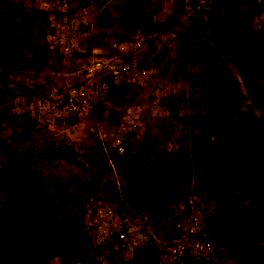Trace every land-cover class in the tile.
<instances>
[{"label":"rangeland","instance_id":"374dc122","mask_svg":"<svg viewBox=\"0 0 264 264\" xmlns=\"http://www.w3.org/2000/svg\"><path fill=\"white\" fill-rule=\"evenodd\" d=\"M175 1L186 11L193 3ZM226 1L224 34L233 40L230 50L250 55L252 40H264V0ZM14 5L35 18L29 28L14 31L16 56L26 54L29 61L0 70V139L23 154L22 173L40 191L54 197L57 191L70 193V201L61 204L76 212L75 223L90 242L86 253H68L72 261L52 257L50 263L103 264L112 257L116 226L103 213L108 206L115 214L139 210L129 211L138 226L126 229L133 240L131 258L125 261L158 264L164 246L181 234L182 228L174 226L173 205L190 199L200 203V236L213 244L201 264H264V236L254 225L264 219V165L255 153L259 130L255 123H232L242 112L264 117L259 100L264 69L249 74L246 89L232 59L224 68L212 65L206 53L195 61L182 53L176 56L170 52L180 50L174 37L164 58L150 57L147 53L157 47L156 20L143 0H67L62 12L47 10L39 0H0V17L8 23L20 20L10 9ZM68 14L74 15L73 24L86 29L79 36L85 38L86 50L59 57L47 36ZM134 38L145 39L143 55L151 69L135 95L109 84L108 97L87 117L67 122L37 114L34 102L81 82L90 49L104 51L102 40ZM202 38L209 42L208 36ZM186 39V52H193L199 42L189 35ZM216 78L224 84L211 85ZM128 113L136 116L138 126L117 153L110 145L111 126ZM200 145L207 153L198 151ZM139 192L149 210L135 199Z\"/></svg>","mask_w":264,"mask_h":264},{"label":"trees","instance_id":"16d2710c","mask_svg":"<svg viewBox=\"0 0 264 264\" xmlns=\"http://www.w3.org/2000/svg\"><path fill=\"white\" fill-rule=\"evenodd\" d=\"M226 3V0H215L213 9L224 14ZM10 9L16 12L20 20L17 23H8L0 17V70L29 61L26 54L20 53L16 56L14 31L16 28L21 30L29 28L35 14L16 5ZM260 28H264V23ZM208 39L209 42L202 46V52L207 54L210 63L225 68V63L232 59L237 70L243 73L246 89L249 74L258 69H264V40L253 39V52L250 55L243 52L238 55L234 53V50H230L233 40L225 36L224 30L209 35ZM144 41L145 39H143V53L145 52ZM10 48L15 50V54L12 51L7 52ZM143 53L142 56L145 57ZM221 57H224V61ZM144 59L146 60V57ZM211 83V85L218 83L222 86L224 80L216 78ZM259 100L264 105V94ZM240 120L247 124L255 123L258 127L255 153L260 164L264 165V117H255L242 112L232 123L237 124ZM199 149L198 151L202 154L207 153L201 145ZM23 158L22 153L15 148L8 147L0 139V264H51L49 260L52 257L72 261L68 253L75 251L84 254L90 247V242L79 222L75 223L79 217L75 214L76 212L66 210L63 206L64 203L70 201L71 195L67 192H61L59 195L57 191L54 197L50 192L40 191L34 179L23 175ZM143 197L141 192L135 194V199L138 200L142 209L149 210V204ZM130 210L132 213L139 211L131 208ZM254 225L261 229L264 236V219ZM120 264L129 263L125 261Z\"/></svg>","mask_w":264,"mask_h":264},{"label":"built area","instance_id":"2783aa9c","mask_svg":"<svg viewBox=\"0 0 264 264\" xmlns=\"http://www.w3.org/2000/svg\"><path fill=\"white\" fill-rule=\"evenodd\" d=\"M200 1V2H199ZM186 2V0H184ZM201 7L205 0H196ZM41 6L49 11L62 12L67 9V0H39ZM60 24L51 26L47 36L49 47L63 57H70L86 50L83 32L86 31L79 23L73 24L72 17ZM104 51L89 50L88 61L84 67V77L80 83L68 86L63 92L34 102V110L39 116L48 120H66L75 122L87 117L94 111L98 103L104 101L108 94V85L120 89L124 94L135 95L146 83L151 69L142 56L143 38L130 40H102ZM31 101V100H30ZM26 105L30 107L31 102ZM116 119L111 126V147L117 152H123L125 139L134 133L138 119L133 114ZM171 151L172 144H166ZM103 213L113 220L115 229V254L103 260V264H118L131 258L129 244L133 240L127 230L134 225L135 219H130V212L123 210L115 214L108 206L102 208ZM176 217L174 226L182 228L176 239L171 241L159 254L158 264H196L202 262L213 251L212 242L199 234L203 219L200 203L190 199H180L173 205ZM129 228V229H128ZM127 229V230H126Z\"/></svg>","mask_w":264,"mask_h":264},{"label":"crops","instance_id":"0c3cea01","mask_svg":"<svg viewBox=\"0 0 264 264\" xmlns=\"http://www.w3.org/2000/svg\"><path fill=\"white\" fill-rule=\"evenodd\" d=\"M191 1L193 2L191 3V7L187 6L190 11H186V9H180V5L175 0H143L150 18L156 20L154 33L156 35L157 47L155 50L149 52L150 57L157 55L160 60L164 58L167 53L166 51H168V44H170V40L174 37L180 45V50H176V54L174 53L175 49H171L170 52L176 56L178 53H182L186 58L195 61L204 57L202 46L205 42L199 39L222 32V30L226 31V16L221 11L213 9L215 0H205V3L201 7L196 6V0ZM210 20L212 21L209 22ZM188 35L191 40L195 39L196 43L199 42L193 52L191 49L186 52V45L188 44L186 36ZM172 47L175 48V46Z\"/></svg>","mask_w":264,"mask_h":264}]
</instances>
